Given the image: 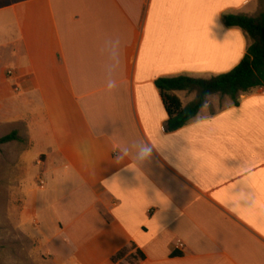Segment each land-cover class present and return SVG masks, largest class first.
<instances>
[{
	"label": "crops",
	"instance_id": "1",
	"mask_svg": "<svg viewBox=\"0 0 264 264\" xmlns=\"http://www.w3.org/2000/svg\"><path fill=\"white\" fill-rule=\"evenodd\" d=\"M5 1L0 125L44 182L17 208L52 263L264 264V88L167 131L156 86L232 71L252 41L224 16L259 0Z\"/></svg>",
	"mask_w": 264,
	"mask_h": 264
},
{
	"label": "trees",
	"instance_id": "2",
	"mask_svg": "<svg viewBox=\"0 0 264 264\" xmlns=\"http://www.w3.org/2000/svg\"><path fill=\"white\" fill-rule=\"evenodd\" d=\"M224 23L229 28H239L252 41L247 54L230 72L209 79L179 76L156 81L163 105L168 115L167 131H175L195 119L206 106L211 96H228L238 104L239 96L264 88V11L256 17L225 15ZM186 91L195 94V99L183 107L174 92ZM15 141L25 142L16 131L0 138V147ZM118 254L115 259L120 258ZM143 258V257H142Z\"/></svg>",
	"mask_w": 264,
	"mask_h": 264
},
{
	"label": "rangeland",
	"instance_id": "3",
	"mask_svg": "<svg viewBox=\"0 0 264 264\" xmlns=\"http://www.w3.org/2000/svg\"><path fill=\"white\" fill-rule=\"evenodd\" d=\"M259 2L263 9L252 3V15L264 10V0ZM4 3L5 0H0V6ZM1 59L0 68L8 67V63H3ZM210 100L208 113L223 109L228 102L226 96L220 95H214ZM13 130L11 124L0 125V138ZM25 146L23 142H12L0 147V264H5L4 259L10 260V264H53L41 242L23 231L29 230L36 236L38 229L32 226V218L24 225L17 208L29 188L43 187L42 178H37L38 168L34 160L26 157L22 160L20 156Z\"/></svg>",
	"mask_w": 264,
	"mask_h": 264
},
{
	"label": "clouds",
	"instance_id": "4",
	"mask_svg": "<svg viewBox=\"0 0 264 264\" xmlns=\"http://www.w3.org/2000/svg\"><path fill=\"white\" fill-rule=\"evenodd\" d=\"M115 87V82L113 80H110L108 83V88L112 89ZM133 148L135 149V158L139 162H146L150 160L151 158V147L142 143H135L133 145ZM128 149L124 148L121 150V154L117 156V159H121L122 155H127L128 154Z\"/></svg>",
	"mask_w": 264,
	"mask_h": 264
},
{
	"label": "built area",
	"instance_id": "5",
	"mask_svg": "<svg viewBox=\"0 0 264 264\" xmlns=\"http://www.w3.org/2000/svg\"><path fill=\"white\" fill-rule=\"evenodd\" d=\"M44 185V182L42 181V186Z\"/></svg>",
	"mask_w": 264,
	"mask_h": 264
}]
</instances>
